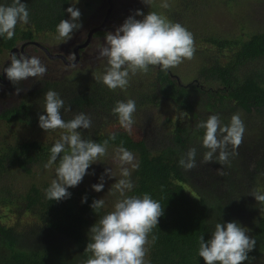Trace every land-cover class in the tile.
<instances>
[{"label":"trees","instance_id":"16d2710c","mask_svg":"<svg viewBox=\"0 0 264 264\" xmlns=\"http://www.w3.org/2000/svg\"><path fill=\"white\" fill-rule=\"evenodd\" d=\"M11 2L0 0V4L5 5ZM24 2L29 11V24L25 27L17 24L11 39L0 38V58L36 33L55 32L58 22L66 19L65 9L71 0ZM205 41L216 53L203 61L199 76L218 83L220 87L215 89L197 83L178 84L167 73L157 70L146 88L141 87L145 85L143 80L132 75L126 88L112 90L88 73L79 74L75 80L46 79L26 93L19 103L0 111V122L7 125L58 134L63 130L45 131L38 125V115L44 111V93L52 89L70 107L68 111L61 110L63 119L69 120L79 112L90 115L92 126L78 129L83 138L97 143L107 140L108 146L123 144L137 154L140 166L133 171L134 188L128 194L149 193L163 206V215L148 237L149 241L153 234L157 237L155 243L147 245L149 264H204L197 253L199 235L202 233L207 239L219 220H236L241 224L239 218L244 215L248 216V235L254 237L255 246L242 264L260 258L264 252V206H261L262 213L256 214L260 204L251 195L256 191L255 177L264 173V68L246 67L249 63L264 62V29L244 40L208 35ZM196 93L198 97L194 96ZM129 94H134L137 116L147 105L165 98L189 120L177 123L170 142L159 148L149 146L143 136L133 138L121 127L103 131L105 123L119 122L112 108L116 101L126 100ZM202 102L207 111L223 106L228 114L219 115L224 124L229 122L233 112H242L245 130L256 132L255 148L244 142L226 164L202 163L206 151L201 143L204 129L197 127L198 122L205 120L199 115ZM113 134L114 140L111 139ZM0 138V181L10 166L30 173L33 167L43 166L50 155L51 143L37 140L14 143L2 135ZM192 147L197 151V164L185 170L178 160ZM228 150L233 152L231 145ZM249 154L252 155L250 160ZM47 186L31 184L24 194H13L8 186L0 187V204L10 206L15 216L11 224L0 223V264H82L90 255L84 250L89 227L107 210L102 208L95 213L90 208L97 197L85 187H70L71 195L57 201L46 199ZM82 197H86L85 202Z\"/></svg>","mask_w":264,"mask_h":264},{"label":"clouds","instance_id":"9594fccd","mask_svg":"<svg viewBox=\"0 0 264 264\" xmlns=\"http://www.w3.org/2000/svg\"><path fill=\"white\" fill-rule=\"evenodd\" d=\"M147 3V0H144ZM78 0H71L65 11L67 19H61L56 25V32L63 41L71 39L74 30L80 27L78 8L74 7ZM169 5L164 0L162 7ZM136 16H141L137 19ZM29 24V11L24 0H12L11 4H0V38L11 39L15 35L17 24ZM192 33L178 22H173L156 11L142 13L135 10L134 15L127 16L112 31H106L98 47V54L106 58L104 72L98 79L109 89H124L129 84L130 74L137 71L147 72L149 66H158L167 71L184 59H191L194 54ZM7 66L0 69L13 84L27 80L29 77L43 76L47 68L39 57L24 54H12ZM20 91L19 88L16 89ZM70 110L60 94L52 89L44 93L43 112L38 115V125L45 131L62 129L59 138L49 149L50 155L44 164L45 168L54 166V178L44 189L48 200H61L69 197L70 187L78 185L88 174L90 165L101 161L108 155V141L97 143L85 139L78 129H89L92 126L90 115L85 112L76 113L71 119L62 118L61 110ZM136 111L135 100L128 98L118 100L112 108L119 124L126 131H131L133 113ZM204 129L202 146V163L216 161L221 165L228 162L229 156L242 142L244 123L239 113L231 115L227 124L221 122L219 114H210L206 120L197 124ZM115 139V135L111 136ZM231 145L233 152H229ZM196 148H189L178 160L185 170L197 164ZM59 158V159H58ZM118 165L119 178L111 168L104 172L115 178L110 193L116 197L110 211L99 217L98 222L90 225L88 241L84 250L89 253L82 264H149L146 261L149 243H155L157 237L149 234L158 225V218L163 215V206L149 193L129 195L134 188L131 179L132 171L139 168V161L134 154L119 145L112 153ZM100 182L91 185L100 192L104 188V176ZM251 195L257 202L264 203V192L253 191ZM86 197H82V202ZM105 206L102 198L93 199L90 208L99 213ZM198 256L204 264H242L248 253L255 246V239L248 235V228L236 220L217 221L214 229L205 239L202 233L198 237Z\"/></svg>","mask_w":264,"mask_h":264},{"label":"rangeland","instance_id":"374dc122","mask_svg":"<svg viewBox=\"0 0 264 264\" xmlns=\"http://www.w3.org/2000/svg\"><path fill=\"white\" fill-rule=\"evenodd\" d=\"M152 1V0H149ZM156 3L151 5L148 1L137 8L134 6L131 15L135 14L136 9H140L142 13H147L149 11H156L166 16L173 22H178L183 25L188 31L192 33L194 40V54L191 59H184L177 66L171 68L172 73L178 76L182 84H200L204 88L215 89L220 87L216 82L205 80L199 76L200 66L203 64L204 60H207L210 56L216 53V49L205 41L208 35H216L220 38H239L241 40L247 39L252 33L262 31L264 29V0H166L168 7H162L164 0H155ZM86 2L89 0H78V3L74 7L78 8L80 13L85 11L84 7ZM149 6L151 7L149 8ZM67 17L66 19L68 18ZM86 17V15L84 14ZM82 15V23L83 18ZM137 19H141V16H136ZM20 27H25L18 23ZM35 41H39L44 44L51 45L50 48L58 47L60 43H64L61 38L56 35V32H40L34 34ZM68 41V40H67ZM29 49L33 51V56L39 57L40 61L46 66L47 71L43 76L29 77L27 80L20 81L16 86L20 89L18 93L12 98L7 100H0V111L12 105L20 102L22 97L35 89L37 86L44 83L46 79H54L59 77L69 78L70 80H75L80 77L79 74L85 76L88 74L89 65H86L83 71L78 67L65 68L59 61H52L44 53L33 45L28 46ZM226 53V51H225ZM9 58L8 52L4 53L0 58V67ZM100 63V62H98ZM96 65V63H94ZM260 67L264 68V62L257 61L256 63H249L246 67ZM156 66L149 67L147 72L137 71L133 76L140 78L144 82H150L155 78ZM81 76V77H82ZM132 77V74H130ZM145 88V85H141ZM197 94V93H196ZM195 97H198L197 95ZM127 97L131 99L134 98V94H129ZM141 109V108H140ZM211 114L225 115L226 112L223 106H220L219 110L216 109H205L203 107V102L199 108V115L205 120ZM218 112V113H216ZM234 113H239L242 121H245V115L240 111H235ZM228 115V114H226ZM231 115L229 116V118ZM189 120L187 116L179 109L174 107L167 99L161 98L157 104L147 105L141 110L140 115L133 113V125L131 131H128L133 138H138L143 136L148 145L151 147L159 148L162 144L170 142V137L172 131L177 125L183 124ZM121 127L118 123H105L102 127L103 131L109 132L116 128ZM122 128V127H121ZM124 129V128H123ZM245 129V128H244ZM247 129V128H246ZM246 131V132H245ZM61 133V132H60ZM58 134H50L49 132L28 129L22 126L7 125L4 122H0V137L1 135L10 142H21V141H31L37 140L41 143H51L55 142L59 138ZM255 131L244 130L243 138L241 144L246 143V145L253 147ZM1 140V138H0ZM251 140V141H250ZM242 145H239V147ZM244 146V145H243ZM117 148V146H108V155L101 157V161L94 162L90 165L88 169V174H86L81 182L75 187H85L89 192L93 193L97 198H102L105 200L104 209L110 211L112 204L116 197L110 193L111 185L115 183L114 177H109L105 172V168H111L116 174V178H119V168L115 160L112 158V153ZM205 150L206 148L203 147ZM207 150V149H206ZM238 151V149H235ZM248 151V152H247ZM247 153L251 151L246 150ZM136 159L138 156L135 152H132ZM252 159V155L249 154ZM247 161V160H246ZM244 162V161H243ZM248 162V161H247ZM54 166L45 168L43 166H35L32 168L30 173H24L16 166H10L3 174V178L0 181V187L7 186L10 188L13 194H24L31 184L37 186H42L44 184H49L51 179L54 178ZM104 176V188L97 192L91 187L92 184L100 182V177ZM131 179L133 183L135 178L133 176V171L131 174ZM254 187L256 191L264 192V173H260L255 177ZM260 206L256 207V214L262 213L261 206L264 203L258 202ZM10 206L7 204H0V223L11 224L15 216L10 212ZM248 216L239 218L241 225L246 226L249 231V226L247 224ZM147 248V245H146ZM147 261V253L145 257ZM249 264H264V252L260 258L254 259Z\"/></svg>","mask_w":264,"mask_h":264},{"label":"flooded vegetation","instance_id":"af4514ba","mask_svg":"<svg viewBox=\"0 0 264 264\" xmlns=\"http://www.w3.org/2000/svg\"><path fill=\"white\" fill-rule=\"evenodd\" d=\"M147 1L151 5L156 3L155 0ZM144 3V0H89V2H86L84 7L85 11H81L82 17L84 14L86 15V17L84 16L83 18L84 22L82 23V17H79L80 27L74 30L71 39L65 41L64 43H60L58 47L50 48L51 45L35 41L33 37L20 42L18 44L19 48L21 44L25 43V45L22 46L21 50L19 49L18 51L13 52V54L26 55L27 53L30 56H33V51L28 48V46L33 45L40 49L44 55L52 61H55V63L56 61L62 63L65 68L78 67L81 71H83L86 69L85 66L89 65L87 68H89L88 73L90 76L99 77L104 72L106 66V58L98 54V47L101 43H103L105 32L114 30L127 16L131 15L134 6L140 8ZM150 7L151 6H149V8ZM152 8L153 7H151V9ZM99 26H102V28L94 30V28ZM45 32L52 33L51 31ZM57 54L58 56H56ZM8 56L9 58L3 62L1 67L6 66L9 63L8 60L11 57L9 52ZM75 58H78L76 63H66V61L71 62ZM94 63H96V65H94ZM157 70H161L160 67L156 66L155 72ZM164 72L173 78L176 83H182L180 82L178 76L172 73L170 69ZM16 85L17 84H13L9 79H7L2 69H0V100H7L8 98L14 97L16 93H18ZM147 85L148 83L145 82L146 87ZM1 108L2 107H0V109Z\"/></svg>","mask_w":264,"mask_h":264},{"label":"water","instance_id":"95a60500","mask_svg":"<svg viewBox=\"0 0 264 264\" xmlns=\"http://www.w3.org/2000/svg\"><path fill=\"white\" fill-rule=\"evenodd\" d=\"M101 28H102V26H99V27L94 28V30L101 29ZM92 31H93V30H92ZM23 45H25V43L21 44L20 48H19L18 46H14L13 48H11L10 51H9L10 56L13 54V52L18 51L19 49L21 50ZM46 50H47V49H46ZM26 56H30V55L26 53ZM56 56H58V54H57ZM77 61H78V58H75V59L72 60L71 62H67V61H66V63H67V64H74V63H76ZM6 66H7V65H6ZM6 66H5V67H6Z\"/></svg>","mask_w":264,"mask_h":264}]
</instances>
